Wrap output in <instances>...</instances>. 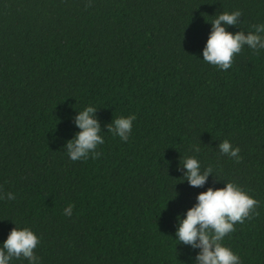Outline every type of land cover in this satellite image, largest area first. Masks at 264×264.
<instances>
[{"label": "trees", "instance_id": "obj_1", "mask_svg": "<svg viewBox=\"0 0 264 264\" xmlns=\"http://www.w3.org/2000/svg\"><path fill=\"white\" fill-rule=\"evenodd\" d=\"M236 10L226 31L264 25V0H0V195H15L0 199V248L27 227L37 264H195L177 218L234 182L259 215L221 243L264 264V49L243 46L227 70L202 55L211 22ZM86 107L101 155L72 161L65 146ZM130 115L127 142L107 131ZM189 157L213 168L201 187L178 170Z\"/></svg>", "mask_w": 264, "mask_h": 264}, {"label": "clouds", "instance_id": "obj_2", "mask_svg": "<svg viewBox=\"0 0 264 264\" xmlns=\"http://www.w3.org/2000/svg\"><path fill=\"white\" fill-rule=\"evenodd\" d=\"M242 12L240 10L231 13L219 14L211 22V32L203 49V60L221 70L231 68L233 58L240 53L243 46L247 45L254 52L264 49V25H252L254 32L245 34L237 31L235 34L226 31V26H237L240 23ZM94 107H86L79 112L74 122L80 129L74 138L67 141L66 149L72 161L87 160L91 153L92 159H97L101 154L95 149L104 143L99 134L101 132ZM135 115L120 117L108 124L107 131L119 136L123 142H127L131 134L132 123ZM219 151L222 155L234 158L237 163L241 161L239 147H233L230 141L220 142ZM199 146L194 151L199 152ZM184 180L193 186H203L213 168L209 166L203 172L200 162L194 158H187L182 169ZM213 176V175H212ZM14 200L13 193L0 195V199ZM196 204L189 208L182 220L178 219V227L175 232L179 243L189 245L193 249H200L195 257V264H241L238 255L228 247L222 245L224 237L236 229V223H244L245 219H252L259 215L256 209L259 201L250 197L234 182L224 184L223 188L213 189L209 187L196 197ZM74 205L64 209V215L71 216ZM40 243L39 238L27 227L11 229L7 239L0 248V264H9L13 258H27L30 264H37L39 258L34 254V249Z\"/></svg>", "mask_w": 264, "mask_h": 264}]
</instances>
